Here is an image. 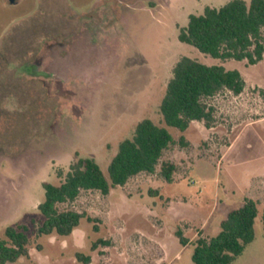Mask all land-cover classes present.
<instances>
[{
	"label": "rangeland",
	"instance_id": "obj_1",
	"mask_svg": "<svg viewBox=\"0 0 264 264\" xmlns=\"http://www.w3.org/2000/svg\"><path fill=\"white\" fill-rule=\"evenodd\" d=\"M228 1L0 0V239L18 224L30 239L29 258L10 264H86L78 253L88 264H193L195 240L216 236L247 198L258 203L255 238L232 264H264V56L254 65L221 61L178 39L191 14ZM75 35L97 46L81 75L60 82L33 74L49 43ZM183 56L238 69L243 92L204 99L214 109L210 123L168 128L173 142L154 173L106 195L82 190L58 206L93 222L83 218L69 236L39 235L43 183L59 184L79 157L95 159L107 175L141 120L164 125L159 106ZM163 162L176 167L170 183Z\"/></svg>",
	"mask_w": 264,
	"mask_h": 264
},
{
	"label": "trees",
	"instance_id": "obj_2",
	"mask_svg": "<svg viewBox=\"0 0 264 264\" xmlns=\"http://www.w3.org/2000/svg\"><path fill=\"white\" fill-rule=\"evenodd\" d=\"M263 30L264 0H229L218 8L206 6L203 13L191 14L178 39L213 59L246 60L249 65H254L264 56ZM244 88L245 80L238 69H228L223 64H206L183 56L173 68L159 106L164 125L148 118L141 120L133 135L120 142L107 175L95 159L79 157L70 164L65 175L58 174L62 178L59 184L44 182L45 198L38 205L44 221L37 229L38 234L69 236L83 218L93 222L94 219L85 213L61 211L58 206L75 201L82 190H98L106 195L140 173H154L164 150L173 142L168 128L185 131L193 121L210 123L214 109L207 106L204 99L214 97L223 90L239 95ZM175 169L170 162L162 163L160 172L166 182L173 181ZM257 214L258 203L250 198L239 208L229 211L216 236H200L195 240L193 264H232L254 240ZM4 234L5 237L0 239V264L29 258L27 225L9 226ZM175 235L181 245L188 244L180 229ZM99 242L102 241L99 240L93 247ZM77 259L90 263V257L81 253L77 254Z\"/></svg>",
	"mask_w": 264,
	"mask_h": 264
},
{
	"label": "flooded vegetation",
	"instance_id": "obj_3",
	"mask_svg": "<svg viewBox=\"0 0 264 264\" xmlns=\"http://www.w3.org/2000/svg\"><path fill=\"white\" fill-rule=\"evenodd\" d=\"M9 3L10 1L7 0ZM16 0L14 3H17ZM96 46V45H95ZM49 52L43 57L42 60L36 61L35 65L26 64L33 67V74L46 75L51 80L67 82L69 75H75L78 77L84 72V68L87 69L89 55L92 54L91 49L96 47H90L87 43L82 41V36L75 35L72 40H55L49 43ZM98 52V51H96ZM94 52V53H96ZM28 74H32L28 73Z\"/></svg>",
	"mask_w": 264,
	"mask_h": 264
},
{
	"label": "water",
	"instance_id": "obj_4",
	"mask_svg": "<svg viewBox=\"0 0 264 264\" xmlns=\"http://www.w3.org/2000/svg\"><path fill=\"white\" fill-rule=\"evenodd\" d=\"M10 1V3H14L16 0H9Z\"/></svg>",
	"mask_w": 264,
	"mask_h": 264
}]
</instances>
